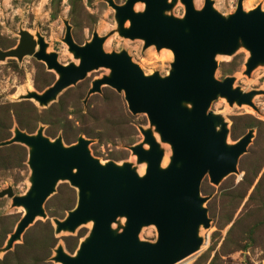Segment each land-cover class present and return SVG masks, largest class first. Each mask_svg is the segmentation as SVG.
Wrapping results in <instances>:
<instances>
[{"label": "water", "instance_id": "water-1", "mask_svg": "<svg viewBox=\"0 0 264 264\" xmlns=\"http://www.w3.org/2000/svg\"><path fill=\"white\" fill-rule=\"evenodd\" d=\"M178 1L184 6L181 18L172 15ZM242 1L237 0L234 12L224 16L213 8L212 0H204L199 10L193 0H125L121 5L105 0L114 11V32L120 37L141 40L143 48L172 52L164 77L157 72L145 75L124 50L104 52L105 37L96 31L89 41L76 44L67 21L62 42L77 64L59 63L56 53L46 51L40 34L33 36L25 30L18 32L14 48L0 50V61L30 56L56 75L44 91H29L22 99L46 107L88 72L104 68L109 74L92 81L87 97L108 86L123 94L132 115L144 114L149 123L148 128L138 127L141 142L128 147L136 165L101 163L83 137L64 145L60 137L47 138L42 126L34 134L14 128L0 147L20 144L27 148L29 187L21 196H15L10 187L0 191V198L7 196L12 207L23 209L1 253L9 251L36 218L46 219L43 205L58 182L74 188L77 201L62 220L52 219L55 233L73 234L89 222L92 227L74 254L58 245L50 259L55 264H175L200 249L199 230L209 226L200 183L207 175L217 185L224 176L236 173L238 158L253 135L248 130L229 143L227 123L209 111L210 104L223 98L229 106L253 107V97L264 94L233 87V77L220 81L214 76L216 57L232 56L240 48L249 55L244 75L264 66V11L260 6L244 11ZM138 3L144 6L139 12L134 11ZM161 143L171 151L165 167ZM141 164L145 169L139 175ZM149 226L156 230L154 242L139 239L141 229Z\"/></svg>", "mask_w": 264, "mask_h": 264}, {"label": "rangeland", "instance_id": "rangeland-1", "mask_svg": "<svg viewBox=\"0 0 264 264\" xmlns=\"http://www.w3.org/2000/svg\"><path fill=\"white\" fill-rule=\"evenodd\" d=\"M113 2L121 5L125 0ZM212 2L217 12L228 16L234 12L237 0ZM203 4L204 0H193L197 10ZM141 5L143 10V4L138 3L134 11ZM257 6L264 11V0L242 1L244 11ZM172 15L177 18L184 15V6L179 1L173 6ZM64 21L71 26L72 38L78 45L89 41L96 31L105 37L104 52L126 51L145 75L157 72L164 77L170 70L173 60L170 50L143 48L141 40L125 39L114 32V11L105 0H0V50L14 48L18 32L25 30L33 36L40 34L47 44L46 51L56 53L59 63L77 64L62 42ZM248 56L242 48L232 56H217L215 78L221 81L233 77V87L243 92L264 91V66L256 67L249 76L244 75ZM108 74L104 68L88 72L83 80L64 89L48 106L40 107L21 96L29 91H44L53 84L56 75L30 56L21 61L15 58L0 61V142L8 140L14 128L34 134L42 126L47 138L60 137L64 145L75 143L78 137L89 140L91 155L101 163L136 165V156L128 147L141 142L138 127H149L146 116L132 115L123 94L108 86L87 97L92 81ZM252 104L253 107L229 106L223 98L210 104L209 111L221 115L227 123L229 143L237 141L248 130L253 135L246 152L238 158L236 173L224 176L217 185L210 183L207 175L202 179L199 189L206 199L203 206L209 226L199 230L200 249L175 264H264V94L255 95ZM155 137L159 142L158 136ZM160 145L164 149L162 167H165L171 151L168 144ZM27 155V148L20 144L0 147V191L10 187L15 196L27 191L30 176ZM142 168L145 169V164L138 166V174ZM76 201V190L67 182H58L43 205L46 219L36 218L9 251L0 252V264H55L50 259L58 245L66 253L74 254L91 229V222L79 226L73 234H56L52 219L62 220ZM22 216V208L12 207L7 196L0 198V249ZM139 239L154 242L155 228H142Z\"/></svg>", "mask_w": 264, "mask_h": 264}, {"label": "bare ground", "instance_id": "bare-ground-1", "mask_svg": "<svg viewBox=\"0 0 264 264\" xmlns=\"http://www.w3.org/2000/svg\"><path fill=\"white\" fill-rule=\"evenodd\" d=\"M143 8H144V6H143ZM142 9V5H141V7H138L137 8V11L139 12V11H142L141 10ZM173 56V55H172ZM169 151V150H168ZM143 172H144V168H142L141 170H140V173H139V175H142L143 174ZM86 225H88V224H86ZM185 259V258H184ZM180 262V261H179Z\"/></svg>", "mask_w": 264, "mask_h": 264}, {"label": "crops", "instance_id": "crops-1", "mask_svg": "<svg viewBox=\"0 0 264 264\" xmlns=\"http://www.w3.org/2000/svg\"><path fill=\"white\" fill-rule=\"evenodd\" d=\"M55 226V225H54Z\"/></svg>", "mask_w": 264, "mask_h": 264}]
</instances>
